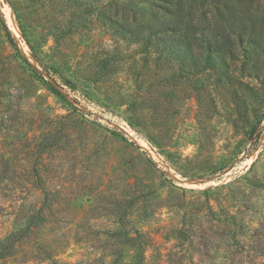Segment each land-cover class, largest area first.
<instances>
[{"label": "rangeland", "instance_id": "1", "mask_svg": "<svg viewBox=\"0 0 264 264\" xmlns=\"http://www.w3.org/2000/svg\"><path fill=\"white\" fill-rule=\"evenodd\" d=\"M255 1H193L195 23L249 29ZM153 7L0 0V264H264V109L239 86L264 99V72L124 40Z\"/></svg>", "mask_w": 264, "mask_h": 264}, {"label": "trees", "instance_id": "2", "mask_svg": "<svg viewBox=\"0 0 264 264\" xmlns=\"http://www.w3.org/2000/svg\"><path fill=\"white\" fill-rule=\"evenodd\" d=\"M150 1L156 11L151 9L144 13L141 21L132 15L131 19L122 18V23H118L120 35L124 40L145 48H154L159 51V56L163 59H175L193 64L202 60L212 65L218 64L222 70L227 67L229 61H238L241 62L240 71L251 79H258L264 72V12L261 15L250 16L249 29L241 27L227 30L220 25L204 26L195 23L193 1L197 0ZM253 3L256 1L250 0V10L255 5ZM67 26L65 24V27ZM70 31L69 26L68 32ZM7 35L13 44L10 34ZM31 51L40 64L33 47ZM239 86L250 93V97L246 99L251 108V115L256 117L259 109H264V99L254 93L252 85L239 82ZM53 91L58 94L56 90ZM235 97L238 106L241 105L243 101L238 94H235ZM242 104L245 106L244 103ZM34 217L27 218L24 231H28L33 225L31 219ZM137 247L134 264H143L141 248ZM6 253V237H4L0 239V260Z\"/></svg>", "mask_w": 264, "mask_h": 264}, {"label": "bare ground", "instance_id": "3", "mask_svg": "<svg viewBox=\"0 0 264 264\" xmlns=\"http://www.w3.org/2000/svg\"><path fill=\"white\" fill-rule=\"evenodd\" d=\"M8 10V9H7ZM9 15V14H8ZM9 17H10V15H9ZM16 30L14 29V32H15Z\"/></svg>", "mask_w": 264, "mask_h": 264}]
</instances>
